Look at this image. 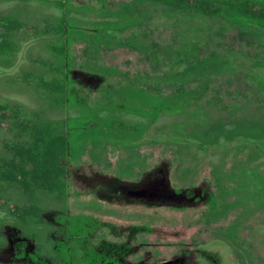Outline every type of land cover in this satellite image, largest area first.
Segmentation results:
<instances>
[{
	"label": "rangeland",
	"instance_id": "374dc122",
	"mask_svg": "<svg viewBox=\"0 0 264 264\" xmlns=\"http://www.w3.org/2000/svg\"><path fill=\"white\" fill-rule=\"evenodd\" d=\"M62 8L67 45L101 43L120 63L105 107L113 131L125 119V153L82 162L84 144L120 139L97 130V104L66 114V180L42 203L58 218L23 217L18 194L36 186L0 168V264H264V0Z\"/></svg>",
	"mask_w": 264,
	"mask_h": 264
},
{
	"label": "crops",
	"instance_id": "0c3cea01",
	"mask_svg": "<svg viewBox=\"0 0 264 264\" xmlns=\"http://www.w3.org/2000/svg\"><path fill=\"white\" fill-rule=\"evenodd\" d=\"M63 2L14 0L0 6V168L16 171L15 175L13 171L12 175L8 173L15 184L36 186L33 194L25 189L18 194L17 199L27 204L23 217L30 210L45 211L40 216L62 217L63 210L51 212L42 203L47 200L46 194L56 193V189H51L56 179L66 180L61 170L67 167L63 156L66 114L77 118L83 107L97 104L101 108L96 116L94 111L91 116L100 126L90 120L73 128L97 126L101 133L120 139L103 142L106 149L101 150L94 141L84 144L88 157L82 155V162L89 161L90 154L110 161L113 153L116 155L121 149L125 153V119L114 113L113 131L111 111L105 107L110 103L106 94L111 90V69L117 72L120 63H110L111 53L101 43L90 45L72 35L66 44ZM114 58H118L116 53ZM68 82L72 101L67 106ZM33 200L38 202L35 209L29 203Z\"/></svg>",
	"mask_w": 264,
	"mask_h": 264
}]
</instances>
